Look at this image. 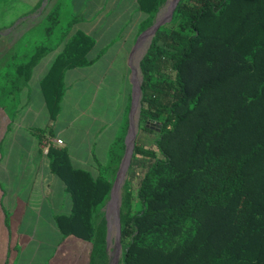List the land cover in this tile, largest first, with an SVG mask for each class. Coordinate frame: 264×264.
<instances>
[{
    "label": "trees",
    "instance_id": "16d2710c",
    "mask_svg": "<svg viewBox=\"0 0 264 264\" xmlns=\"http://www.w3.org/2000/svg\"><path fill=\"white\" fill-rule=\"evenodd\" d=\"M166 1L139 0L141 31ZM80 19L76 13L68 22L41 82L54 118L65 71L92 62L94 37L83 30L69 36ZM46 50L40 46L21 71L27 79ZM165 64L173 75L162 71ZM140 66V125L154 138L138 139L134 149L119 263L264 264V0H180ZM127 130L97 177L75 168L64 148L48 153L74 198L73 212L58 215L57 224L64 239L92 243L89 264H109L108 221L97 224L95 215L113 186L107 172L124 155Z\"/></svg>",
    "mask_w": 264,
    "mask_h": 264
},
{
    "label": "crops",
    "instance_id": "0c3cea01",
    "mask_svg": "<svg viewBox=\"0 0 264 264\" xmlns=\"http://www.w3.org/2000/svg\"><path fill=\"white\" fill-rule=\"evenodd\" d=\"M71 6L75 13L86 6V18L74 27L93 36L96 44L88 54L90 64L65 71L58 115L52 116L41 82L62 48H48L41 54L30 77L24 76L8 91L7 103L0 108V248L6 252L5 259L11 250L17 252L35 241L41 246L55 236H59L56 254L66 241H85L74 235L64 239L57 224L58 215L73 212L74 198L53 171L52 157L43 152L41 134L51 136L56 148H64L75 168L97 177L109 163L120 132L134 120L126 107L130 98L133 110L141 79L131 59L136 38L127 45L130 38L117 44L116 38L103 35L118 23L123 33L136 28L138 38L137 26L146 17L139 0H71ZM35 74L41 76L37 83Z\"/></svg>",
    "mask_w": 264,
    "mask_h": 264
},
{
    "label": "rangeland",
    "instance_id": "374dc122",
    "mask_svg": "<svg viewBox=\"0 0 264 264\" xmlns=\"http://www.w3.org/2000/svg\"><path fill=\"white\" fill-rule=\"evenodd\" d=\"M37 1L39 0H0V108H2V106L7 103L8 91L16 87V85H18L24 78V75L21 73V71L25 70V65L31 60L32 56L36 54V52L38 53L37 49L40 46H43L46 49H60L63 47L64 39L67 36L68 22L73 19V15H76L73 7L71 6V0H42L38 7L36 5ZM170 1L171 0H167L161 7L154 23L167 9ZM78 13L80 14L81 18H86V6H84V8ZM114 23L115 22H112L111 24ZM137 28L141 33L138 38L136 37V28H134L132 31H130L131 28H128L123 33L122 28L118 26V23L111 29L108 28L107 34H104L103 36L106 38H116L114 43L119 41L117 44H119L120 41H124L126 38H130L129 44L127 45H130V42L133 41V38H136L131 59L133 57L132 63L134 66H136L142 82L143 73L140 66L141 60L150 47L153 35L150 36V41H146L147 37L144 35V31H141V26L138 25ZM71 30L72 31L70 32L69 36H72L76 32L74 26ZM127 33H131V35H127ZM40 70L41 69L39 67L38 71ZM42 70L39 74L41 76ZM162 71L171 75L174 74L169 68V64H165L162 67ZM41 76L35 74L33 82L37 83ZM135 78L137 80L138 75H136ZM121 104H123L122 101ZM127 107V114L130 119V114L132 112V103L130 98H128ZM127 114H125L126 119ZM138 115H140V110ZM132 118L135 120L137 119L135 110L133 112ZM130 127L131 124L128 127L125 136L126 149L124 151V155L122 156L120 162L113 164V166L107 172V175L112 181L113 186L106 196L105 205L101 207L95 215V221L97 224H99L103 218L107 219L108 213L110 212L108 208L110 206L109 204L112 202L111 199H113L112 191L116 182V178L119 175L124 158L126 156V139ZM124 131L120 132L118 138L122 134L124 135ZM153 138L154 134H151L148 131H143L141 129V125H139L136 142L142 140V143L148 144L149 142L153 141ZM128 174L129 171L127 172V175ZM125 185L126 182L121 190V199L125 191ZM117 186L118 182L116 188ZM135 208H140L139 199H136ZM110 213L111 220L113 221L115 218V207ZM116 228L117 227L114 225L111 231L112 243L110 241L109 253H112L117 246ZM41 237V235L36 236L37 240L41 239ZM55 237L57 238L47 239L46 242H44V244L41 246L37 241H35L27 247H23L24 249H19L17 252L11 250L9 253V258L7 259H5L6 252L0 248V264H5L6 262L7 264H89L90 250L92 248L91 242H85L79 239H71L64 242L56 254L59 236ZM38 248L39 250L37 251ZM121 249L123 250L122 243ZM121 258L122 252L118 256V262H120Z\"/></svg>",
    "mask_w": 264,
    "mask_h": 264
},
{
    "label": "water",
    "instance_id": "95a60500",
    "mask_svg": "<svg viewBox=\"0 0 264 264\" xmlns=\"http://www.w3.org/2000/svg\"><path fill=\"white\" fill-rule=\"evenodd\" d=\"M180 0H175L174 2V5L172 6L170 12H169V15L168 17L164 18L163 20H159L157 19V21L147 30L144 31V35L148 34V33H151L153 36L156 34V32L158 31V29L164 25L166 22L170 21L173 17V14H174V11L176 9V6L178 4ZM139 89H140V93H141V98H142V82H140V86H139ZM135 106H136V88H135V99H134V105H133V110H132V113L134 112L135 110ZM155 123H153L151 126L154 128ZM139 125H140V115H139V120L137 122V126L139 128ZM135 123H134V120H132L131 122V127H130V130L128 132V135H127V139H126V142H127V151H126V156L124 158V161H123V165L126 163V160H127V169H130V166H131V163H132V157H133V154H134V149H135V146H136V137H137V134H138V129H135ZM131 144V146H130ZM122 165V166H123ZM122 169V167H121ZM114 188H115V185L113 187V191H112V198H113V194H114ZM112 200V199H111ZM121 196L118 198V202L116 203V206H115V220H116V223L118 226V233H117V240H116V249H115V254L114 253H109V264H120L118 262V256L119 254L122 252V249H121V228H122V223H121ZM107 221H108V233H107V244H108V250H109V246H110V239H111V231H112V225H111V220H110V216H109V213H108V216H107Z\"/></svg>",
    "mask_w": 264,
    "mask_h": 264
},
{
    "label": "bare ground",
    "instance_id": "6f19581e",
    "mask_svg": "<svg viewBox=\"0 0 264 264\" xmlns=\"http://www.w3.org/2000/svg\"><path fill=\"white\" fill-rule=\"evenodd\" d=\"M174 2H175V0H171L170 1L167 9L161 14L159 20H163L164 18L168 17L169 12H170L172 6L174 5ZM150 36H152L151 33L146 34V37H147V38L145 37L146 41H150ZM140 82H141V79H140ZM140 82L138 83V85L136 87L137 103H136V106H135V112H136V115H137V119L136 120L134 119V123H135V126H136L135 129H138V126H137V122L139 120V115L138 114H139V110L141 109V93H140V89H139ZM130 146H131V144H130ZM128 171H129V169H127V160H126V163L122 166V169H120L119 175H118L116 183H115V188H116L117 182H118V186L116 188V191H115V188H114L115 194H113L112 202H111V204H109L110 206H109L108 210L110 212H112V209L116 206V203L118 202V198L120 197L122 187L125 184L127 176H128L127 175ZM110 212H109V216L111 214ZM110 220H111V216H110ZM111 225H112V229H113L114 225L115 226L117 225L115 218H114L113 221L111 220ZM116 227H117L116 229H117V233H118V226H116ZM110 241L112 243V236H111ZM114 251L112 253L115 254Z\"/></svg>",
    "mask_w": 264,
    "mask_h": 264
},
{
    "label": "built area",
    "instance_id": "2783aa9c",
    "mask_svg": "<svg viewBox=\"0 0 264 264\" xmlns=\"http://www.w3.org/2000/svg\"><path fill=\"white\" fill-rule=\"evenodd\" d=\"M55 143L56 142H54V139H52L51 136H48V135L45 136V138L41 142V147H42L43 152L45 154H48L50 151V148L53 146H56Z\"/></svg>",
    "mask_w": 264,
    "mask_h": 264
}]
</instances>
